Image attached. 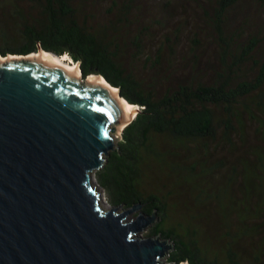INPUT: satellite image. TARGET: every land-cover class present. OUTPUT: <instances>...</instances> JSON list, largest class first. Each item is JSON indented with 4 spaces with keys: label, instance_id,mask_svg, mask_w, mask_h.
Listing matches in <instances>:
<instances>
[{
    "label": "trees",
    "instance_id": "16d2710c",
    "mask_svg": "<svg viewBox=\"0 0 264 264\" xmlns=\"http://www.w3.org/2000/svg\"><path fill=\"white\" fill-rule=\"evenodd\" d=\"M32 1L40 4L37 16L15 9L0 21V55L40 49L68 54L79 63L83 77L102 75L139 107L124 127L118 147L96 172L108 200L126 207L143 203L147 213L155 211L160 221L152 234L174 241L170 261L264 264V58L255 53L258 38L237 46L239 35L225 31L226 12L241 0H215L209 5L211 12L194 0L213 23L220 45L210 77L202 73L205 69L196 73L177 69L179 29L175 35L164 33L158 48L147 52L145 36L151 30L147 25L130 29L138 0L119 1V5L114 1L109 12L119 9L122 15L96 27L79 21L73 0ZM166 6L159 8L163 11ZM14 17L18 33L12 37L9 27ZM190 39L193 67L198 71L196 65L202 60L194 51L201 45L199 33L193 30ZM165 47H170L169 54ZM143 58V67L153 72L146 79L130 62ZM218 148L232 157L224 154L215 160ZM171 178L174 185L168 186ZM214 185L212 195L207 187ZM212 199L217 219L207 223ZM199 201L208 214L202 228L191 223V215L185 216L192 202ZM210 228L212 235L205 233Z\"/></svg>",
    "mask_w": 264,
    "mask_h": 264
},
{
    "label": "water",
    "instance_id": "95a60500",
    "mask_svg": "<svg viewBox=\"0 0 264 264\" xmlns=\"http://www.w3.org/2000/svg\"><path fill=\"white\" fill-rule=\"evenodd\" d=\"M116 94L40 50L0 59V264H165L172 242L139 236L156 212L127 220L143 203L106 209L93 185L139 109Z\"/></svg>",
    "mask_w": 264,
    "mask_h": 264
},
{
    "label": "rangeland",
    "instance_id": "374dc122",
    "mask_svg": "<svg viewBox=\"0 0 264 264\" xmlns=\"http://www.w3.org/2000/svg\"><path fill=\"white\" fill-rule=\"evenodd\" d=\"M114 1L117 2L119 5V1L122 3L123 1H127V0H73V4L75 6L79 21L80 22L85 21L87 25L96 27L99 26L100 24H108L111 20H117V18L122 15L119 14V9L118 10L115 9L116 11L109 12L110 11L109 9H113L112 6ZM200 1L201 3L199 4L207 7L205 9L209 10L208 12L212 11V8H210V6L215 4V0H200ZM164 3L167 5L165 7L167 9L162 11L159 7L165 5ZM36 4L32 0H0V21L2 20L3 16L7 17L6 12L15 11V9H20L21 11L29 14L30 16H34V15L37 16L41 12V10H40V4L38 5ZM138 4L139 6L136 8V10L135 11L133 10L134 16L132 15L130 16V19L134 21L132 23V28L130 29L134 31L141 25H147L149 31L151 30L150 35L148 37L145 36L147 52H149V50L152 49L156 50L158 48V44L160 43L161 39H163L162 37L164 33L175 35V33H177L176 32L177 29H179V34H180L179 42L178 44L175 45L176 52L174 53V59L177 61L176 66L178 65L177 69H182L186 73L188 72L196 73L199 72V70L205 69L204 71H206L207 73L206 72H202V73H205L210 77L211 74L210 71L214 70L213 66L216 67V60L218 59L220 45L217 36L214 32V28L212 26L213 23L209 19L205 18L204 9L194 0H138ZM9 18H11V16ZM14 18L11 21V24L14 25L10 26L11 29L9 27V31L11 32V35H13L12 37H15L16 31L18 33V27H17L18 23L16 24V17ZM224 18L227 19V25L225 27L226 33L229 34L230 36L232 34L235 36L236 34L239 35L238 37H236L235 40L237 46L243 42H247L251 37H255L256 39L258 38L260 44L256 48L255 53L258 58L259 57L264 58V0H241L235 6H232V8L228 9ZM154 19L156 20L158 19V21L160 20L162 23L161 24L153 23ZM192 29L195 32L199 33V39L201 41V45L199 49L194 51L195 55L198 57L200 56V60H202L200 64L196 65L198 67V71L193 67L194 54L191 53L192 52L191 44L193 43L190 39L191 33L193 32ZM170 50H171L170 47H165L166 54H169ZM40 51H42V49H40ZM10 55H14V53H9L7 55H0V59L2 57H8ZM16 55L23 56L26 54H16ZM126 55H127V60L129 61L128 52L126 53ZM62 56H66L70 61L75 62L77 65H79V63L73 61L68 54H63ZM130 62L131 63L133 62L131 65H133V67L135 68V72L138 75H140L143 79L149 78L152 75L153 72L150 71L148 67L146 68L143 67L144 58L136 61H132L130 59ZM178 73L180 75H183L180 72ZM81 78L82 81H86L88 79V77H83V75L81 76ZM135 110H137V108ZM135 115L136 112L133 114L132 118L121 127L119 140L116 134L112 132V135L115 139V146L113 150L118 147V143L122 140V133L125 125H128L133 120ZM168 142L166 144H168L169 146L170 145L173 146V148L176 151L178 150L176 148V145H172L170 141ZM216 153L217 154L214 157L215 160L218 159L217 157H220L224 154H227L228 156L232 157V155L230 153H227L226 150H221L219 148L216 149ZM108 156H106V158ZM191 159H193V157H191ZM97 170L93 172V185L95 186L97 191L101 193L100 200L102 205L106 209H108L115 205L108 200L104 188L97 181V176H96ZM222 172L223 171L214 174L215 178H220ZM173 185H174V181L173 178H171L169 180L168 186H173ZM214 187L215 185L211 188L207 187L208 191H210L212 195L215 194ZM225 199L226 196L224 195L222 199V203H224ZM201 200L205 202V199L201 198ZM201 203H202L201 201H199L198 204L192 202V206L189 207V210L186 211L185 209L186 211L185 216L189 218L191 215L193 217V221L191 223L202 228L204 227L202 226L203 219L208 214L202 210L201 207L203 206L202 205L203 203L202 204ZM211 204L212 205L207 206L208 210L211 207V213H210L211 216L207 217L206 220L207 223L208 222L214 223L217 219V214L215 212L216 209H214L213 207V204H215V199L211 200ZM117 205L120 206L121 204H117ZM183 206H181V208L178 210V213L181 210H183ZM129 207L122 205L121 207H119L118 211H122ZM144 207L145 205L143 204L138 211H134L130 213L127 217V220H131L135 218L139 214V212H143L145 215H150L145 211ZM159 221L160 218L158 217L157 214L156 221L150 223L146 228H144V230L140 231L139 236L141 237L158 236L159 234L158 235L152 234V229L154 228V225L157 224V222ZM212 232L213 229L210 228L205 233L212 235L213 234ZM159 237L161 239H168V242H172V244L174 245V241L172 238L165 237L162 234H160ZM216 239H217L216 233L214 232L213 240L215 242V247L218 248L219 245L218 243H216ZM171 251L172 250L167 251L168 256H165L166 259L162 258V261L165 262V264H170L171 262L176 263L170 261L169 259ZM185 262L186 264H190L187 261H183V263ZM181 263L182 262H180L179 264Z\"/></svg>",
    "mask_w": 264,
    "mask_h": 264
},
{
    "label": "bare ground",
    "instance_id": "6f19581e",
    "mask_svg": "<svg viewBox=\"0 0 264 264\" xmlns=\"http://www.w3.org/2000/svg\"><path fill=\"white\" fill-rule=\"evenodd\" d=\"M41 52V55L42 57L50 62V63H53L57 66H60L70 72H73L75 71L77 68L79 70V73H80V78H81V69H80V66L77 65L75 62H72L70 61L66 56H55L53 55L52 53H50L49 51H40ZM39 52H34V53H30V54H27L25 56H22V55H10L8 57H2L1 59H7V58H14V57H17V58H35L37 55H38ZM88 78L90 79H95V80H101L102 83L109 89L113 90V91H117V98L120 99V102L126 107V109L129 111V112H132L133 110H135L138 106L135 105V104H131L129 103L128 101H126L125 99L121 98L120 95H119V89L117 87H114L112 86L103 76L102 77H98L97 75H90ZM133 114L131 116L128 117L127 119V122L132 118Z\"/></svg>",
    "mask_w": 264,
    "mask_h": 264
}]
</instances>
